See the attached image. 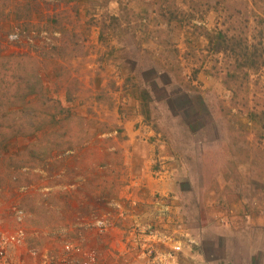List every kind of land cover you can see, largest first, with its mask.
Segmentation results:
<instances>
[{"label":"rangeland","instance_id":"rangeland-1","mask_svg":"<svg viewBox=\"0 0 264 264\" xmlns=\"http://www.w3.org/2000/svg\"><path fill=\"white\" fill-rule=\"evenodd\" d=\"M0 57V230L26 232L14 259L147 211L132 144L163 145L175 165L167 199L188 214L146 217L169 250L174 231L224 224L217 213L264 224V0H0ZM26 74L44 89L10 107Z\"/></svg>","mask_w":264,"mask_h":264},{"label":"crops","instance_id":"crops-1","mask_svg":"<svg viewBox=\"0 0 264 264\" xmlns=\"http://www.w3.org/2000/svg\"><path fill=\"white\" fill-rule=\"evenodd\" d=\"M133 122H129L125 125L126 134L131 138V140L136 136L139 132L132 131L131 125ZM127 151L131 157L139 158V164L141 166V172L136 175L135 180L131 182H136L138 185H142L146 188L147 195H144L143 199L147 204H151V206H147L146 210L141 211L140 205L138 207H131L129 209L121 208L119 211L126 213L127 220H118L116 222L115 227L106 235H96L94 233H87V241L86 247L89 249H95L100 252L101 261L100 264H138L131 259H128V256H124L122 254L123 243L122 239L124 236V227L128 225L131 220H139L141 223H149L151 225L158 224L160 221H151L146 218L149 215L157 216L160 215L163 211L169 210L170 213H187L186 210L180 206L176 201H169L170 191L169 186L170 182L172 184L175 183L173 172L169 169L174 168L175 165L171 159V155H168L165 151V146L163 145H140V144H132L129 145ZM160 164L161 168H166L164 170H155L157 168L156 164ZM131 164V163H130ZM173 170V169H172ZM178 187H174V191H178ZM184 193V192H182ZM152 202V203H151ZM176 204L175 207L171 203ZM163 205H165L163 207ZM167 205V207H166ZM140 207V208H139ZM174 209V210H173ZM199 208L197 209V215L199 214ZM189 213L193 214L194 212ZM232 211L230 214L227 212L214 214L216 219H220V221L224 224L220 226H213V229L206 230L203 227L205 226L199 220V224L197 225V229L192 230H177L174 233L177 234L175 243L181 246V251H172L166 249L167 252H170L171 256L167 254L166 262L167 264H264L263 257L260 256L261 250H258L257 247L262 243L263 240V231L264 224L261 223H239L238 225L232 224L231 220H236L235 215ZM144 217L143 220L138 217ZM230 219H229V217ZM241 216V215H240ZM247 219L248 216L246 215ZM199 219V218H198ZM230 220V222H229ZM242 220V219H241ZM219 221V220H218ZM219 221V222H220ZM203 230L206 232L209 237V241L211 246L206 248L202 245V235ZM189 232H193L192 238H190L192 244L189 249V245L187 244V238ZM220 242L222 244L223 256L216 257V253L213 252L214 246L216 243ZM239 243V256L233 255L232 246L234 243ZM253 242L256 243L253 248L251 245ZM173 245V244H172ZM113 249L116 252L114 255L109 257L107 254V249ZM260 248V247H259ZM256 250V251H252ZM219 256V254H217ZM128 259V260H125Z\"/></svg>","mask_w":264,"mask_h":264},{"label":"built area","instance_id":"built-area-1","mask_svg":"<svg viewBox=\"0 0 264 264\" xmlns=\"http://www.w3.org/2000/svg\"><path fill=\"white\" fill-rule=\"evenodd\" d=\"M17 37L16 33L9 35V38H13V40ZM131 184L138 186L136 182H131ZM121 211L118 210L116 219L98 220L94 224L99 235L108 234L118 220H127L125 211ZM15 217L18 222H21L23 213L17 210ZM171 241H173L172 238L162 234L159 230L157 231L153 225L141 223L139 220H131L124 227L122 254L138 264H166L167 254L171 256L170 252L166 250ZM187 242L192 243L191 240ZM25 244L26 232L21 226L13 231L0 230V264H23L21 259H14L13 255ZM171 247L172 251H181L180 245ZM115 252L110 248L109 256L114 255ZM29 255L31 256L29 264H100L102 257L97 250L70 241L63 242L58 251L43 250L40 252L30 249Z\"/></svg>","mask_w":264,"mask_h":264},{"label":"trees","instance_id":"trees-1","mask_svg":"<svg viewBox=\"0 0 264 264\" xmlns=\"http://www.w3.org/2000/svg\"><path fill=\"white\" fill-rule=\"evenodd\" d=\"M13 27L14 26H12V28ZM11 58L16 59L15 57H11ZM4 59H6V57H0V60H4ZM30 70H34V68L32 67ZM11 71L7 72V70H6L4 77L6 76L5 79L10 80L9 82L15 83V82L12 81L11 74L15 73L16 71H14V70L12 72ZM9 74H10V77H8ZM26 75H27V77L24 76L23 79H22L25 82H23L22 80L19 82V83L22 84L21 86L18 87L19 90L15 89V92H16L15 93L16 94L15 97L18 98L19 100H16L15 102L10 103V107H13V106H18L19 107V106H21V108L24 109L27 106V104H28V101H27L28 98L30 96L34 95L35 93H37L38 90L42 91V89H44V87L42 86V83H40V78L38 77V75H34L33 77H31L30 81H29L28 74H26ZM11 83H9L11 86L8 89V91L13 87V84H11ZM10 97H11V95H9V99H10Z\"/></svg>","mask_w":264,"mask_h":264}]
</instances>
